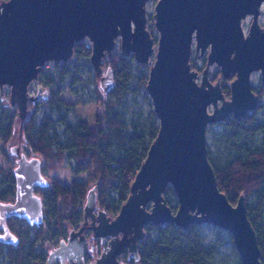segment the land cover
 Returning a JSON list of instances; mask_svg holds the SVG:
<instances>
[{"label": "water", "instance_id": "95a60500", "mask_svg": "<svg viewBox=\"0 0 264 264\" xmlns=\"http://www.w3.org/2000/svg\"><path fill=\"white\" fill-rule=\"evenodd\" d=\"M147 0H2L0 2V87L11 86L10 103L16 104L22 120L29 101L48 92L29 94V82L39 75L46 60H65L74 54L75 43L88 37L91 62L98 76L102 59L111 54L121 36V51L131 52L140 63L155 53L147 80V91L158 119V132L136 172L130 193L113 216L97 208L96 188L89 183L83 205V221L60 237L56 247L45 246V264H130L128 254L139 261L140 242L149 223H208L231 234L242 264H263L256 231L248 217L244 195L236 204L219 189L208 159L206 126L229 116L241 119L256 109L258 94L250 76L261 70L264 82V26L258 22L264 0H158L155 5V40L146 28ZM252 14L247 34L242 19ZM203 53L209 48L206 66L192 70V46ZM217 63L224 78L235 74L226 98L220 80L212 81L209 66ZM100 88L107 93L114 85L113 69L100 75ZM1 88V94L2 92ZM3 100V97L1 96ZM212 112L208 111L209 106ZM22 126V124H21ZM20 141L21 135H20ZM16 157L13 174L15 200L0 201V241L17 244L10 217L23 218L33 226L43 222V201L36 187L50 182L41 170V159L28 157L21 145L11 146ZM171 185L176 194L173 211L164 192ZM91 232V233H89ZM106 249L94 255L96 244Z\"/></svg>", "mask_w": 264, "mask_h": 264}, {"label": "trees", "instance_id": "16d2710c", "mask_svg": "<svg viewBox=\"0 0 264 264\" xmlns=\"http://www.w3.org/2000/svg\"><path fill=\"white\" fill-rule=\"evenodd\" d=\"M91 52V46L85 42L75 43V55L91 56ZM110 64L113 69L114 85L106 93L105 98L100 97V91L96 90L103 110L97 114L95 122H71L68 119V112L73 108V104L55 96L49 97L47 101L52 109H57V118L44 113L43 119L37 122L35 114L32 113L24 120L20 119L22 124L20 135L25 134L27 144L44 159L45 166L58 169L69 154L74 161L73 173L77 175L90 172V177L87 182L75 179L69 185L57 179L51 182L46 188L47 191L43 193L49 223L46 228L38 227L31 236L32 226L22 220L24 227L19 233L30 241L29 245L23 241L16 248L10 246L16 250L15 256H10L12 264H45L47 256L42 250L43 241L53 239L59 241L60 237L65 238L69 232L65 222L71 227H79L83 221V205L89 183L100 180L99 204L113 216L118 213L130 193L131 183L156 137L159 125L157 118L151 124H143L140 120L127 123L125 114L118 108L117 102L129 88L133 78V63L126 56L119 55L111 59ZM59 73L62 79L70 75L73 79L79 80L67 66H63ZM39 76L53 91L54 77L42 72ZM147 80L148 75L143 76L140 83L146 85ZM223 89L229 96V87L224 85ZM254 91L260 97L264 87ZM259 108L260 106H257L252 113L241 119H236L232 115L226 119V129L230 132L232 144L238 152L236 157L224 165H217L207 149L219 189L233 204L237 203L240 195L245 197L248 217L256 231L264 264V148L251 146L249 142V139L258 133L264 135V122H257L255 116ZM151 116H155L153 111ZM13 123V116L0 121L1 140L4 145L12 137ZM57 124L63 127L62 132L58 130ZM15 189L13 171L3 173L0 177V201H12ZM112 189L118 191L117 199L110 198L109 193ZM167 190L172 189L167 186L165 191ZM250 200L252 201L249 202ZM167 202L173 211L177 210V200L167 199ZM14 219L20 221L18 218ZM7 223L11 229L10 219ZM145 230L147 235L139 246L140 258L139 261H135L139 264H212L215 259L217 246L204 242L197 224H191L189 228L184 229L172 223L166 225L149 223ZM224 234L228 239H232L229 232ZM38 243L41 245L39 248L36 247ZM127 256L125 254V257ZM87 260H91L89 254ZM126 262L134 264V260ZM233 264L242 263L236 258Z\"/></svg>", "mask_w": 264, "mask_h": 264}, {"label": "rangeland", "instance_id": "374dc122", "mask_svg": "<svg viewBox=\"0 0 264 264\" xmlns=\"http://www.w3.org/2000/svg\"><path fill=\"white\" fill-rule=\"evenodd\" d=\"M2 0H0L1 2ZM158 0H147L146 1V16H147V23L146 28L148 29L149 33L155 40L154 48L157 47V40L159 37L158 29L155 26V5ZM260 13L258 15V22L261 26H264V2L260 5ZM253 19L252 14L246 15L242 19L241 25L242 29L245 34H247L251 21ZM85 42L88 45H91V41L88 37L80 40ZM209 48H207L203 53L197 51L195 49V43L192 46V52L190 55V63L192 70H196L199 73L197 81L200 82L201 74L203 68L206 66L207 56L209 53ZM124 55L127 58L132 60L133 63V78L129 85V88L123 95L120 101L117 102V106L121 109L125 114V119L128 124L133 121L140 120L143 124H151L155 120L156 115L154 117L151 116V112L153 111L152 102L150 96L147 91L146 85L140 83L141 77L146 76L149 74L150 67L154 62L155 53H153L148 62L140 63L135 60L133 53L131 52L128 55H125L121 51V36L116 38V42L114 48L110 55L107 53L104 55L102 59V66L103 70L100 75L105 74L106 69L108 66L111 67L110 60L119 56ZM133 57V58H132ZM63 66H67L70 68L72 73L77 75L76 78L73 79L72 76L68 75L65 76L63 79L60 77V69ZM42 74H49L54 77L55 85L53 91L51 88L46 86L44 81L38 75L36 78L32 79L28 84V92L29 94H36L38 91L41 93L48 92L47 97L41 96L39 99L35 101H29L28 103V115L29 117L32 113L35 114V120L40 122L43 119L44 113L52 114L55 118L58 116L57 109H52L50 104L48 103V99L51 96H55L58 98H62L66 102H70L73 104V108L68 112V119L73 123L78 122H89L93 123L96 121L97 114L103 110L102 103L99 101V98L102 96L103 98L106 97V93L100 88V80L98 74H96L93 64L91 62L90 56H77L75 54L71 55L69 58L65 60H55L50 59L46 60L45 63L41 66ZM39 72V73H40ZM209 74L210 78L213 82L220 80L222 86H230L231 79L235 78V74H232L228 78H224L221 73L220 66L217 63H213L209 66ZM230 79V80H229ZM251 85L254 90H259L262 86L264 87V82L261 80V70H254L250 76ZM2 90V94L0 92V121L2 119H8L11 116L14 117L13 123V134L7 144H3L1 140L2 133L0 132V177L3 173L8 172L9 170L13 171V168L16 166V157L11 154L10 148L14 145H21L22 150L27 154L28 157L37 156L41 159V170L44 176L51 182L55 179L60 180L63 184L69 185L73 180H82L87 182L90 177V172L88 173H80L75 175L73 173V158L67 154L65 160L62 162L61 167L58 169H50L44 165V159L35 153L32 148L27 144L25 134L22 133V138L20 141V118L18 116V109L16 104L10 103V94H11V86L8 84H4L0 87V91ZM100 91V97L98 96L96 90ZM55 94V95H54ZM3 97V100L1 99ZM226 98H229L226 95ZM102 101V99H101ZM260 108L257 110L255 116L256 120L259 123L264 122V91L263 94L258 98V104ZM213 107L210 105L208 107V111L212 112ZM154 112V111H153ZM251 110L249 113H252ZM26 117V118H27ZM58 130L60 132L63 131V127L57 124ZM229 138H228V136ZM251 146L264 148V135L262 133H258L253 138L249 139ZM206 144L209 152L211 154L212 159L217 165H224L230 159L236 157L237 149L232 144V139L230 136V132L226 129V120L224 121H216L210 122L206 126ZM49 185V186H50ZM48 186V187H49ZM48 187H36L35 192L41 196L43 201V222L39 225H33L31 230V236L34 235L35 230L38 227L46 228L48 225L49 219L47 218V206L46 200L44 199L43 193L47 191L46 188ZM167 190L164 192V196L171 200L176 201V194L173 190ZM97 193V208H101L99 204V194H98V187L96 188ZM111 199H117L119 193L117 190L112 189L109 193ZM15 200V195L14 199ZM250 200L249 202H251ZM18 217H10L11 221V229L16 234L19 235V242L17 244H6L0 241V264H12V260L10 256H15L14 251L16 250L11 249L10 246H14L15 248L26 241L29 245L30 239H27L24 235L21 236L19 232H22V227L24 225L21 223L23 218H18L20 221L18 222L16 219ZM26 221V220H25ZM82 221L80 222L81 225ZM65 224L70 229H77L78 227H71L67 222ZM263 224H264V213H263ZM166 225V224H164ZM199 231L203 237V240L206 244L216 245L217 246V253L215 255V259L212 264H233L236 258H239L237 249L232 239H228L225 236L224 232L226 230L212 225L208 223H200L198 224ZM91 233V232H89ZM46 237V234L44 238ZM47 240H44L43 245V252H45L46 256L48 255L49 251L45 246ZM49 243V248L51 250L53 247L59 245L57 242L58 240L54 241H47ZM41 245L38 243L36 245L39 248ZM106 249V245H101V250L94 255L89 254L90 256H98L102 251ZM128 255V254H127ZM124 261L133 260L129 255L125 257V254L121 255L120 257ZM134 264H139L135 262Z\"/></svg>", "mask_w": 264, "mask_h": 264}, {"label": "flooded vegetation", "instance_id": "af4514ba", "mask_svg": "<svg viewBox=\"0 0 264 264\" xmlns=\"http://www.w3.org/2000/svg\"><path fill=\"white\" fill-rule=\"evenodd\" d=\"M101 250V245L99 243L96 244V252L95 253H98L99 251ZM89 253H86V256L88 255Z\"/></svg>", "mask_w": 264, "mask_h": 264}, {"label": "built area", "instance_id": "2783aa9c", "mask_svg": "<svg viewBox=\"0 0 264 264\" xmlns=\"http://www.w3.org/2000/svg\"><path fill=\"white\" fill-rule=\"evenodd\" d=\"M57 243L59 244L60 243V240Z\"/></svg>", "mask_w": 264, "mask_h": 264}, {"label": "bare ground", "instance_id": "6f19581e", "mask_svg": "<svg viewBox=\"0 0 264 264\" xmlns=\"http://www.w3.org/2000/svg\"><path fill=\"white\" fill-rule=\"evenodd\" d=\"M151 35V34H150Z\"/></svg>", "mask_w": 264, "mask_h": 264}]
</instances>
